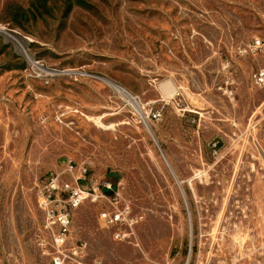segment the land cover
<instances>
[{
    "label": "rangeland",
    "instance_id": "374dc122",
    "mask_svg": "<svg viewBox=\"0 0 264 264\" xmlns=\"http://www.w3.org/2000/svg\"><path fill=\"white\" fill-rule=\"evenodd\" d=\"M258 70L264 0H0L3 264H50L35 193L71 165L127 217L74 209L87 264H264Z\"/></svg>",
    "mask_w": 264,
    "mask_h": 264
},
{
    "label": "built area",
    "instance_id": "2783aa9c",
    "mask_svg": "<svg viewBox=\"0 0 264 264\" xmlns=\"http://www.w3.org/2000/svg\"><path fill=\"white\" fill-rule=\"evenodd\" d=\"M253 78L259 84L264 83V72H254ZM76 169L71 165L65 170L49 171L43 183L36 189L35 194L43 212V225L51 238L50 250L45 249L50 252V264H87L83 258L86 256V244L81 240L72 242L70 239L73 211L86 201L109 203L110 206L100 208L99 218L108 225L116 226L115 238L126 237L120 226L127 222V217L125 211L116 207V184L109 179H104L100 184L93 182L85 165L79 168L80 175L76 176ZM65 171L71 174L70 180L66 179ZM103 189L110 193H102ZM44 242L45 239L41 243ZM0 264H3L1 256Z\"/></svg>",
    "mask_w": 264,
    "mask_h": 264
},
{
    "label": "bare ground",
    "instance_id": "6f19581e",
    "mask_svg": "<svg viewBox=\"0 0 264 264\" xmlns=\"http://www.w3.org/2000/svg\"><path fill=\"white\" fill-rule=\"evenodd\" d=\"M114 85V87L119 91V92H121L122 94H124V95H126L129 99H130V101L131 102H133V95H130L129 94V92L125 89V88H123V87H121V86H119V85H117V84H113ZM175 87V86H174ZM173 87V89H167V90H163L162 91V94L164 95V97L165 98H171V97H173L174 96V93H176V89ZM185 109H187V110H191V111H194L192 108H185ZM174 171V170H173ZM194 176V175H193ZM195 177V176H194ZM197 177V176H196ZM189 180V179H188ZM182 182V181H181ZM192 183V182H191ZM190 184V183H189ZM181 187V186H180ZM184 192V191H183Z\"/></svg>",
    "mask_w": 264,
    "mask_h": 264
}]
</instances>
